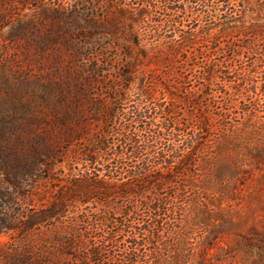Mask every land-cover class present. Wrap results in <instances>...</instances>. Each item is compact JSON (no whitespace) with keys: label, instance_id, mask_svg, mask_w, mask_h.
<instances>
[{"label":"trees","instance_id":"trees-1","mask_svg":"<svg viewBox=\"0 0 264 264\" xmlns=\"http://www.w3.org/2000/svg\"><path fill=\"white\" fill-rule=\"evenodd\" d=\"M6 31L28 64L33 44L51 51L59 80L23 105V138L0 141V236L60 224L78 264H219L234 230L264 264L257 210L232 207L264 167V0H0ZM35 196L39 210L18 202Z\"/></svg>","mask_w":264,"mask_h":264},{"label":"rangeland","instance_id":"rangeland-1","mask_svg":"<svg viewBox=\"0 0 264 264\" xmlns=\"http://www.w3.org/2000/svg\"><path fill=\"white\" fill-rule=\"evenodd\" d=\"M10 32H4L0 34V141L10 140L17 142L22 139V129L17 131L19 125H26L25 121H22V116H26L23 105L26 103H32L33 99L44 90V88L51 82H56L55 78L58 76V64L54 60L53 53L49 51L44 53L39 50L36 44H33V48L28 52L33 57V63H26L24 59V49L22 50L21 44L16 45L11 41ZM223 57V56H221ZM225 59H219L222 63ZM116 66V63H113ZM115 67L110 69L108 74H111L108 78L111 80L115 74ZM57 80H59L57 78ZM95 85V86H94ZM94 87L90 89V93L95 98L106 97L105 89L101 87L99 83H94ZM189 85L197 86V82H193ZM209 103L204 101L203 107ZM212 104V102H211ZM130 106V105H129ZM121 104L118 105V109ZM128 107V106H127ZM178 113L193 112L191 106L175 104ZM82 110L87 113H91L93 108L88 105H82ZM213 114V112H212ZM120 114L116 115L114 119L109 122V127L103 124L101 121L97 123L94 128H101L105 132H113V129L119 126V120L122 119ZM27 118H29L27 116ZM217 120V117L214 118ZM259 122V121H258ZM262 126V121L259 123ZM260 140L264 139V129L261 131L259 137ZM248 144H259L257 140L247 141ZM77 145L78 143L75 142ZM71 159H60L59 162H63L57 167L56 177L62 176L61 174L66 171L69 172V164ZM261 180V183H258ZM49 195L46 196L45 201L49 202L53 200L55 195L54 188L48 187ZM240 201L232 202L234 208V214L237 218L249 215L257 210V215L251 217L247 229L251 225H257L258 228L264 227V167L261 172H257L253 178L249 179L248 185L244 188L243 193L239 195ZM42 198L35 196L32 199L22 200L18 198V202L23 203V209L39 210L42 206ZM78 206L83 207L82 203H78ZM97 211L100 206H96ZM14 209L17 206L13 207ZM82 232L86 233L89 228L82 227ZM245 229V232H247ZM68 231L64 226L60 224H44L36 226L29 233L17 232L12 234H3L0 236V264H78L75 263L71 254L64 247L63 234ZM92 240L87 239V242L95 246L100 245L99 237L106 234L104 228H98V230L92 231ZM239 234L236 231H232L230 235L226 236L223 246L226 251L219 256L223 260L219 264H248L245 259L244 251L237 249L236 241ZM60 236V237H59ZM116 257V261H117ZM115 260L111 264H118ZM104 263V262H103ZM101 263V264H103ZM99 264V262H98Z\"/></svg>","mask_w":264,"mask_h":264}]
</instances>
